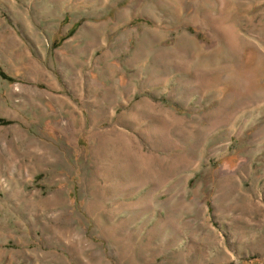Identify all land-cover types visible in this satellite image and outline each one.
<instances>
[{"label": "rangeland", "instance_id": "1", "mask_svg": "<svg viewBox=\"0 0 264 264\" xmlns=\"http://www.w3.org/2000/svg\"><path fill=\"white\" fill-rule=\"evenodd\" d=\"M0 264H264V0H0Z\"/></svg>", "mask_w": 264, "mask_h": 264}]
</instances>
